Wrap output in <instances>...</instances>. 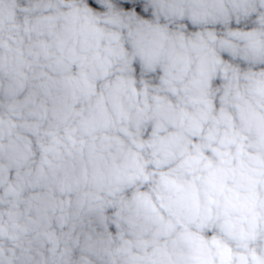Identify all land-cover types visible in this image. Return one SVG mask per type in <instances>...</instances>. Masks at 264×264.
I'll use <instances>...</instances> for the list:
<instances>
[{
  "label": "clouds",
  "instance_id": "9594fccd",
  "mask_svg": "<svg viewBox=\"0 0 264 264\" xmlns=\"http://www.w3.org/2000/svg\"><path fill=\"white\" fill-rule=\"evenodd\" d=\"M0 264H264V0H0Z\"/></svg>",
  "mask_w": 264,
  "mask_h": 264
}]
</instances>
